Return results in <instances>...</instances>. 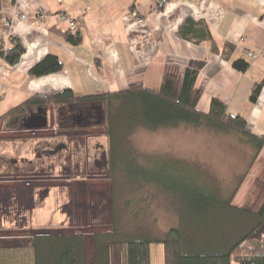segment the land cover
<instances>
[{
    "label": "crops",
    "instance_id": "1",
    "mask_svg": "<svg viewBox=\"0 0 264 264\" xmlns=\"http://www.w3.org/2000/svg\"><path fill=\"white\" fill-rule=\"evenodd\" d=\"M0 5V42L8 46L11 35H16L25 48L14 66L0 57V115L34 94L48 96L54 90L64 89L79 95L110 92L125 90L132 83L158 90L166 72L182 78L187 70H195V88L201 91L199 109L208 112L212 100L218 99L226 105L228 113L242 115L252 132L264 133V89L256 102L250 100L253 85L264 76V0H170L159 10L154 9L155 0H0ZM134 10L137 14L132 13ZM139 17L144 21L138 22ZM70 20L76 22L75 30L71 29ZM69 30L81 36L79 43L66 36ZM225 45L233 48L229 59L222 55ZM49 54L58 56L63 69L42 77L29 74L31 67ZM236 58H247L249 69L245 72L235 69L232 61ZM47 111L52 119L54 107L49 106ZM20 130L33 135L46 128ZM67 132L71 130L63 133ZM237 144L245 151L238 159L243 162L236 171L241 183L232 202L249 209L264 185V146L256 154L239 139ZM32 146L0 139V154L18 155L21 161L15 157L11 161L14 166L33 165L29 162L35 153ZM28 155L32 157L26 158ZM54 190L56 211L50 210V214L54 217L57 212L60 216L53 221L43 216L46 197L25 214L30 229L91 228L81 223L70 226V217L60 204L70 194L59 187L53 186ZM32 197L35 201L33 194ZM7 223L0 219L1 227L12 229ZM108 224L96 228H107ZM259 231L263 232L260 238ZM25 237L16 231L0 236V244L22 245ZM253 237L252 242L264 245V225ZM85 256L86 264L94 263L90 232L85 236ZM162 256L156 264H166L164 251ZM150 261L153 264L152 258ZM110 262L125 264L122 245L111 246Z\"/></svg>",
    "mask_w": 264,
    "mask_h": 264
},
{
    "label": "trees",
    "instance_id": "2",
    "mask_svg": "<svg viewBox=\"0 0 264 264\" xmlns=\"http://www.w3.org/2000/svg\"><path fill=\"white\" fill-rule=\"evenodd\" d=\"M135 7L133 4L132 8ZM66 36L73 43L81 41V36L72 30ZM1 44L0 57L9 65H16L25 51L18 37L11 35L8 46ZM225 46L222 55L229 59L233 48ZM232 65L245 72L250 61L236 58ZM62 69L58 56L49 54L33 65L29 74L42 77ZM196 78L195 70H187L182 78L166 72L158 90L143 83H132L125 90L81 95L71 89L54 90L48 96L34 94L0 115V128L28 129L23 119L37 108L48 110L52 105L55 124L62 130L103 127L108 137L106 165L111 178L118 174L129 183L130 192L149 185L172 197L178 221L162 238L160 233L154 234L137 223L138 214L134 217L138 218L135 223L126 220L131 198H126L124 189L116 190L112 186L114 204L109 227L90 232L93 264H111L110 250L115 244L124 247L125 264H151V244L157 241L164 244L166 264H232L233 257L240 264H264V252L254 253L245 245L264 225V185L251 208H241L232 202L238 187L224 198L197 165L177 157H163L164 154L141 155L131 146L130 134L138 126L156 130L186 124L225 134L235 133L239 141L250 145L256 154L260 152L264 133L252 132L242 115L228 113L226 105L218 99L212 100L208 112L199 109L201 91L195 88ZM263 89L264 76L253 85L250 100L256 102ZM77 113L93 116L79 123L70 118ZM36 203H29L33 206L26 205L24 210H32ZM87 230L74 227L35 230L30 239L26 236L22 245L1 243L0 264H86Z\"/></svg>",
    "mask_w": 264,
    "mask_h": 264
},
{
    "label": "rangeland",
    "instance_id": "3",
    "mask_svg": "<svg viewBox=\"0 0 264 264\" xmlns=\"http://www.w3.org/2000/svg\"><path fill=\"white\" fill-rule=\"evenodd\" d=\"M53 118L56 121V115ZM53 118L49 114L46 130L33 135L26 131L19 132V126L9 130L0 128L1 140H8L10 144L24 142L29 147L33 145V152L37 154L26 156L32 157L29 162H33V165L22 163L17 166L11 161L15 157L16 161L20 160L18 155L12 153L6 157L0 154V219L8 222L12 228L0 226V236L17 231L30 239L34 231L30 229L31 224L25 216L28 212L24 208L33 203L32 194L36 204L47 197L44 200L47 207L42 209L45 210L42 214L48 216L50 221L56 220L60 215L57 212L54 217L50 214V210H55L57 199V191H53V186L65 189L70 194L60 203L61 209L70 217V226L76 227V224L81 223L86 228L91 227L87 230L89 232L111 222L114 204L112 186L116 190L124 189L123 193L128 195L126 198H131L126 208L127 221L135 223L138 218L134 217L138 214L141 222L138 220L137 223L146 226L154 234L160 233L162 238L171 227L177 225L178 215L172 197L149 185L130 192L129 183L118 174L114 175V179L111 178L106 165L108 137L103 127L81 128L64 134L65 130L53 126ZM215 132L206 127L186 124L156 130L138 126L131 132L130 141L133 149L141 155L164 154L163 157H177L197 165L221 195L228 198L238 187L236 171L243 164L238 159L245 150L237 144L239 137L235 133L219 136ZM18 138L22 141L16 140ZM59 144L60 148L57 149ZM78 176L82 179H77ZM49 189L50 193L46 196ZM262 233L259 231V238ZM245 245L254 253L264 251V245L255 244L252 240ZM163 251L162 241L151 244L153 264H156L158 257L163 259ZM232 264L240 263L233 257Z\"/></svg>",
    "mask_w": 264,
    "mask_h": 264
},
{
    "label": "water",
    "instance_id": "4",
    "mask_svg": "<svg viewBox=\"0 0 264 264\" xmlns=\"http://www.w3.org/2000/svg\"><path fill=\"white\" fill-rule=\"evenodd\" d=\"M25 126L30 130L45 129L49 126L48 111L44 108H37L30 112L23 119Z\"/></svg>",
    "mask_w": 264,
    "mask_h": 264
},
{
    "label": "built area",
    "instance_id": "5",
    "mask_svg": "<svg viewBox=\"0 0 264 264\" xmlns=\"http://www.w3.org/2000/svg\"><path fill=\"white\" fill-rule=\"evenodd\" d=\"M169 1H170V0H155V6H154V9H155V10H159L161 7H163V6H164L167 2H169ZM38 12L41 13V10H39ZM132 13H133V14H137L136 10L132 11ZM43 15H44V14L41 13V16H43ZM21 17H22V18H25V15H22ZM143 21H144L143 18H141V17L138 18V22L141 23V22H143ZM6 23H7L8 25L10 24V22H9L8 20H6ZM69 23H70V27H71V29L75 30V29L77 28V24H76L75 21L70 20ZM0 46H2L1 42H0ZM249 55L252 56L253 53H252V52H249Z\"/></svg>",
    "mask_w": 264,
    "mask_h": 264
},
{
    "label": "flooded vegetation",
    "instance_id": "6",
    "mask_svg": "<svg viewBox=\"0 0 264 264\" xmlns=\"http://www.w3.org/2000/svg\"><path fill=\"white\" fill-rule=\"evenodd\" d=\"M90 113H87L86 115H80L79 113L77 114H72V116L70 117L73 121L79 122L81 123V120H89L92 116L89 115Z\"/></svg>",
    "mask_w": 264,
    "mask_h": 264
}]
</instances>
